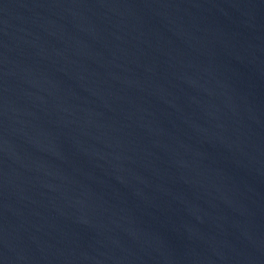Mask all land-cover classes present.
Here are the masks:
<instances>
[{
  "label": "water",
  "instance_id": "1",
  "mask_svg": "<svg viewBox=\"0 0 264 264\" xmlns=\"http://www.w3.org/2000/svg\"><path fill=\"white\" fill-rule=\"evenodd\" d=\"M0 264H264V0H0Z\"/></svg>",
  "mask_w": 264,
  "mask_h": 264
}]
</instances>
